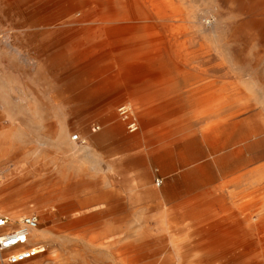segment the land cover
I'll return each instance as SVG.
<instances>
[{"label": "rangeland", "instance_id": "374dc122", "mask_svg": "<svg viewBox=\"0 0 264 264\" xmlns=\"http://www.w3.org/2000/svg\"><path fill=\"white\" fill-rule=\"evenodd\" d=\"M70 2L0 0V215L36 214L46 249L26 264H264V0H137L134 33L92 42Z\"/></svg>", "mask_w": 264, "mask_h": 264}, {"label": "built area", "instance_id": "2783aa9c", "mask_svg": "<svg viewBox=\"0 0 264 264\" xmlns=\"http://www.w3.org/2000/svg\"><path fill=\"white\" fill-rule=\"evenodd\" d=\"M119 113L124 119L129 116V110L125 106L119 109ZM127 128L132 133L138 130L135 122H130ZM98 129L99 127H94L93 132ZM72 141L79 142V136L74 135ZM39 227L40 219L36 214L26 215L15 221L8 216L0 215V256L8 264H25L45 253V247L32 246L31 236Z\"/></svg>", "mask_w": 264, "mask_h": 264}, {"label": "bare ground", "instance_id": "6f19581e", "mask_svg": "<svg viewBox=\"0 0 264 264\" xmlns=\"http://www.w3.org/2000/svg\"><path fill=\"white\" fill-rule=\"evenodd\" d=\"M99 1L100 2H95L94 0H79V1L75 0V2H70V6L72 9L78 7H82L84 9H87L88 7L92 8L84 15L90 17V22H92L94 17H96L97 19H100V22L103 24L101 26L100 25L98 26L99 33L94 32L89 34L88 37H86V39L89 40L90 42L97 41V39H99V37H102L103 35L112 38L114 37L119 38L121 36L130 35L134 32H131L130 27L125 25L130 23V21L134 20L136 17L139 18L145 16L143 14L144 9L140 7V5L137 3V0H99ZM82 22L85 23V21ZM146 30H147V32H145L146 34H148L149 36L153 35L151 37L152 40L158 39V37L155 34L156 28L154 26H150L149 28H146ZM81 43L83 44V42ZM134 74L138 75L137 73ZM85 150H87L86 152L88 154L89 149L86 148Z\"/></svg>", "mask_w": 264, "mask_h": 264}, {"label": "crops", "instance_id": "0c3cea01", "mask_svg": "<svg viewBox=\"0 0 264 264\" xmlns=\"http://www.w3.org/2000/svg\"><path fill=\"white\" fill-rule=\"evenodd\" d=\"M87 154V153H86ZM126 156H128V157H130L131 156V154H125ZM38 231V230H37ZM37 231H35L34 233H33V235H32V237H31V240H32V242L33 243H39V239H40V237H41V235H37ZM33 261V260H32ZM31 262V261H30ZM28 263V262H27ZM26 264V263H25Z\"/></svg>", "mask_w": 264, "mask_h": 264}]
</instances>
